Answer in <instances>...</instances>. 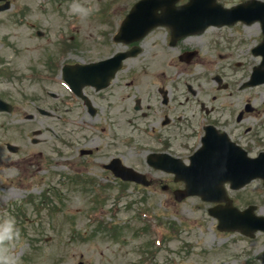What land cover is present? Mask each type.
<instances>
[{"label":"flooded vegetation","instance_id":"1","mask_svg":"<svg viewBox=\"0 0 264 264\" xmlns=\"http://www.w3.org/2000/svg\"><path fill=\"white\" fill-rule=\"evenodd\" d=\"M123 1L79 0L93 9L82 20L71 12L74 0H0V19L8 17L4 25L15 26V22L25 32L27 28L34 31L30 38L23 36L31 42L27 46L29 56L6 63L14 74L24 71L27 76L43 78L45 85L54 89L60 126L63 130L72 126L79 155L76 161L89 163L80 150L93 146L91 153L100 152L105 138L116 143L113 148V144H105L109 160L113 156L123 160V126L127 124L138 129L141 142L140 156L132 166L146 174L155 169L149 162L152 153H180L189 161L204 145L211 151L213 129L226 133L249 155H256L264 144V127L257 125L264 109L257 108L254 94L240 95L239 90L254 88L243 85L263 59L256 52L264 40L261 22L211 25L174 42L172 29L158 26L135 43L141 47L139 54L127 59L123 72L108 88L87 86L83 88L86 99L74 92L65 81V73L72 78L79 76L71 66L87 61L79 55L81 47H111L112 33L127 14ZM188 76L195 82L191 83ZM208 78L213 87L203 86L209 84L205 81ZM236 83L240 89L231 87ZM231 98L237 102L232 103ZM95 125L96 132L91 129ZM223 148L230 150L232 146ZM259 257L260 253L250 255L242 264H255Z\"/></svg>","mask_w":264,"mask_h":264},{"label":"rangeland","instance_id":"2","mask_svg":"<svg viewBox=\"0 0 264 264\" xmlns=\"http://www.w3.org/2000/svg\"><path fill=\"white\" fill-rule=\"evenodd\" d=\"M7 20L8 17H5L4 22ZM13 23L16 26L15 32L23 38L22 28ZM12 33L13 29H8L6 25L0 29V36L8 34L14 40ZM17 41L24 50L19 55H27V41L25 44L24 39ZM2 52L6 58L15 54L7 47ZM5 82L3 86L12 95H18L15 87L20 81L12 78ZM24 88L27 92H34L38 90V85L24 81ZM255 96V104L262 108L260 105L264 102V86L255 88ZM6 97L9 98V95ZM27 113H35L36 117L27 119ZM36 129L44 131L37 136L41 139L38 143L33 142L32 132ZM59 132L56 119L40 115L32 107L11 113L0 112V165H5L4 168L0 167V203L5 204L4 209L11 205L17 209L19 205L30 217V228L27 231L29 236L20 237L14 249L21 264H145V259H148L149 264H235L236 253L246 249L244 241L224 245V242L229 243L233 239H221L210 219H205L203 212L196 209V203H179L161 189L157 193L132 186L108 190L96 182H88V178L76 181L80 173L69 163L70 158L66 154L62 155L63 148L60 151V140L56 138ZM65 138H72L71 130L67 129ZM7 142L19 145V153L11 152L6 146ZM65 147L71 155L70 146L66 144ZM123 150L128 157L136 155L127 144L123 145ZM46 155L63 162L54 167L43 166L47 172L37 177L47 180L45 185L52 186L50 191H45L47 200L36 194V197L33 196L36 200L32 203H10L22 200L25 194V191H21V194L16 193V197L11 195V188L24 181L11 169L12 160L25 163L29 169L34 170ZM64 157L69 159L68 162ZM247 189L249 191L241 193H250V200L264 203L259 181ZM98 203H106L102 209L104 219L116 218L120 222L127 220L129 223L123 226L117 236L91 225L89 212L91 206ZM47 204H51V209L45 206ZM4 209L1 212L6 213ZM145 211L156 215L157 224H161L164 230L163 244L160 246L156 245V231L150 228L144 230L147 224L141 222V215ZM82 232H87L89 237L83 238ZM249 247H258V243H251Z\"/></svg>","mask_w":264,"mask_h":264},{"label":"clouds","instance_id":"3","mask_svg":"<svg viewBox=\"0 0 264 264\" xmlns=\"http://www.w3.org/2000/svg\"><path fill=\"white\" fill-rule=\"evenodd\" d=\"M70 9L82 20L87 19L93 12L92 8L81 4L79 0H74ZM20 236V230L14 217L9 215L0 220V264H21V260L14 250Z\"/></svg>","mask_w":264,"mask_h":264},{"label":"water","instance_id":"4","mask_svg":"<svg viewBox=\"0 0 264 264\" xmlns=\"http://www.w3.org/2000/svg\"><path fill=\"white\" fill-rule=\"evenodd\" d=\"M205 2L206 0H200ZM213 1V0H211ZM254 176H264V159L256 160V171Z\"/></svg>","mask_w":264,"mask_h":264}]
</instances>
